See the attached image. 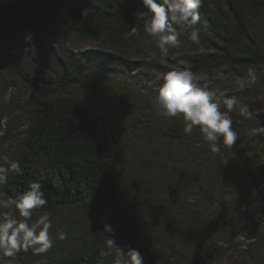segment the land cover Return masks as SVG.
<instances>
[{"label":"trees","instance_id":"trees-1","mask_svg":"<svg viewBox=\"0 0 264 264\" xmlns=\"http://www.w3.org/2000/svg\"><path fill=\"white\" fill-rule=\"evenodd\" d=\"M83 8L90 10L87 18ZM143 10L140 0H0V85L10 72L4 54L10 44L31 36L54 42L44 44L54 67L34 58L29 73L15 69L40 96L28 104L25 144L11 159L23 175L9 173L4 192L15 197L39 181L48 203L33 210L34 219L48 212L50 235L66 234L31 264H126L130 247L150 257L144 264H209L204 242L211 224L204 212L219 204L222 228L233 233L228 206L258 185L250 163L257 151L264 158L263 116H253L258 126L250 131L230 115L239 138L231 147L221 141V152L212 153L197 127L186 134L182 117L148 112L126 97L127 85L113 80L110 71L121 65L141 71L137 63L153 50L135 15ZM198 11L205 52L188 57V68L200 73L222 64L243 70L264 64L255 30L264 0H202ZM132 27L138 35H129ZM78 41L96 50L69 48ZM98 95L109 100L96 101ZM199 173L201 183L190 180ZM105 223L112 233L103 230Z\"/></svg>","mask_w":264,"mask_h":264},{"label":"rangeland","instance_id":"rangeland-1","mask_svg":"<svg viewBox=\"0 0 264 264\" xmlns=\"http://www.w3.org/2000/svg\"><path fill=\"white\" fill-rule=\"evenodd\" d=\"M263 21V18H258V25L255 28L261 36L262 44H264ZM180 39L182 40L181 45L178 48H170L168 57L164 58L160 55L155 40L150 38L148 42L154 44L150 43L153 45V50L146 54L144 65L137 63L141 71H137V66L130 65L131 63L121 65L124 67L110 71V74L114 76L113 80H116L118 84L127 85L125 86L126 97L131 100L130 95H133V100L140 103L148 112L154 111L153 101L157 95L154 85L156 77L172 67H188V57L205 52V47L200 43H193L189 35H182ZM47 42L39 38L24 37L4 49V54L10 62L8 67L10 72L8 75L3 76L0 85V105L3 108L2 114L4 115L1 119L0 128V164H4L5 157L9 160L13 159L24 147L25 131L29 123L28 104L34 98L40 96V91L30 86L22 77H18L15 69L20 66L23 73H29L31 65H35L34 58L54 67L53 60L50 57L52 52L44 45ZM48 43L54 44L53 41ZM67 44H70V42ZM73 44L74 48H69L74 51L86 53L96 50L94 44L85 41H78ZM250 70L255 74V83L252 82ZM197 74L208 77L206 81L201 83L207 84L212 90L217 91L222 110L227 111L223 107L224 99L235 97L238 103L230 115L233 118H238L237 121L240 123H248L250 131L257 128L258 121L253 116L264 117V64L249 70L222 64L218 68H208ZM239 82H243V88L240 87ZM144 88L148 89L145 90V93ZM96 92L99 94L98 91ZM101 99L109 100L107 95H98L96 101ZM126 102L127 100H124L122 104L124 105ZM242 105L247 106V112L251 115L241 113ZM250 154H253V152H247L244 162H248L249 157H251ZM253 156L250 163L253 166L250 175L258 178L259 182L256 188H252L249 195L240 197L239 204L234 207L228 206L227 218L234 226V232L227 234L225 228H222L223 222L220 215L223 209L219 204L213 207L216 208V213L213 208H211L212 211L207 210L204 212L211 224L204 242V246L210 255L209 264H264V172L260 171V166L264 167V164H259L260 160L264 158L261 151H257ZM195 175V178L190 180L201 183V174ZM3 185H0V199H7ZM213 192L216 195L214 190ZM246 196L247 198H245ZM216 198L220 199L218 196ZM229 199H231L230 195L226 200ZM3 211H9V209H0V213ZM36 254L37 252L32 249L27 252L21 251L15 257H6L5 264H31L33 262L32 256ZM144 258L145 260L150 259L149 256ZM156 264H158L157 261Z\"/></svg>","mask_w":264,"mask_h":264},{"label":"clouds","instance_id":"clouds-1","mask_svg":"<svg viewBox=\"0 0 264 264\" xmlns=\"http://www.w3.org/2000/svg\"><path fill=\"white\" fill-rule=\"evenodd\" d=\"M140 3L144 10L135 15L143 21L144 32L155 40L162 57L167 58L170 48L181 45V30L190 29V40L200 43V29L197 25L202 0H140ZM89 11L83 8L81 16L87 18ZM138 34V28L132 27L129 35ZM29 38L33 39V36ZM250 75L255 83V74L251 70ZM207 79L206 75H198L188 67H172L156 77L154 85L157 95L153 109L165 118L182 117L186 134H191L194 127H197L210 151L220 153L221 141L223 145L231 147L239 138L230 116L238 101L235 97L225 98L223 107L227 111H223L217 91L201 83ZM239 83L243 88V82ZM240 111L251 115L246 105H242ZM9 173L23 175V169L19 161L5 157L4 164H0V185L7 183ZM47 203L41 183L35 180L20 195L0 199V209H9L0 213V264H5L6 257H15L21 251L32 249L37 253L47 252L56 239L66 238L63 231H58L55 238L50 235L53 223L48 212L33 219V210L43 208ZM103 230L113 232L107 223ZM108 245L115 247V239H109ZM128 256L126 264H144L138 249L130 247Z\"/></svg>","mask_w":264,"mask_h":264}]
</instances>
